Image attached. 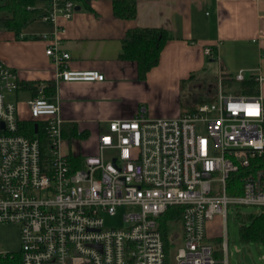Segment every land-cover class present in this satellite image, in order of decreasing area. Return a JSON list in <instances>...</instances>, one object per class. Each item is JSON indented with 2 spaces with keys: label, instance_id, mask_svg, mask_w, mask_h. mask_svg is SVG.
Segmentation results:
<instances>
[{
  "label": "built area",
  "instance_id": "2783aa9c",
  "mask_svg": "<svg viewBox=\"0 0 264 264\" xmlns=\"http://www.w3.org/2000/svg\"><path fill=\"white\" fill-rule=\"evenodd\" d=\"M46 3L41 20L54 23L71 19L77 6L76 0ZM43 37L51 40L46 54L58 80L105 78L97 70L66 68L70 54L57 33ZM235 78L246 80L242 70ZM36 86L27 102L30 117H23L8 96L23 85L0 59V223L18 225L21 242L19 251L0 252V264H165L158 221L176 205L183 212L176 264H217L209 240L224 238L230 206L264 207L261 94L226 95L220 87L215 99L177 117L139 113L110 120L98 154L77 163L62 150L66 121L59 100L47 95V85ZM121 207L124 226H106L104 214L115 216ZM216 217L222 230L211 233ZM228 241L226 235V253Z\"/></svg>",
  "mask_w": 264,
  "mask_h": 264
},
{
  "label": "crops",
  "instance_id": "0c3cea01",
  "mask_svg": "<svg viewBox=\"0 0 264 264\" xmlns=\"http://www.w3.org/2000/svg\"><path fill=\"white\" fill-rule=\"evenodd\" d=\"M113 1L89 0L90 7L77 1L80 8L71 19L36 20L22 37L0 30V59L15 70L21 84L55 83L51 97L59 100L66 121L62 150L77 163L98 154L99 136L110 120L139 113L177 117L186 110L183 100L193 101L191 91L212 90V77L223 89V74L235 76L242 70L246 79L258 82V94L264 96V0H136L132 19L117 17ZM135 27L165 28L173 36L145 79H140L136 62L120 57L122 41ZM56 33L61 49L70 54L66 68L97 70L105 78L58 80L57 65L46 54L51 40L43 37ZM74 126L77 135H71ZM220 220L210 222V232Z\"/></svg>",
  "mask_w": 264,
  "mask_h": 264
},
{
  "label": "trees",
  "instance_id": "16d2710c",
  "mask_svg": "<svg viewBox=\"0 0 264 264\" xmlns=\"http://www.w3.org/2000/svg\"><path fill=\"white\" fill-rule=\"evenodd\" d=\"M76 1L90 7L89 0ZM46 2L47 0H0V30L14 31L18 37H21L24 28L41 19L45 12L43 8L47 5ZM29 5L34 6V8L29 9ZM113 10L117 17L132 19L137 14V2L136 0H114ZM172 37V33L165 28H131L122 41L123 47L120 57L136 62L140 79H145L148 72L159 64L161 52ZM224 83H227L229 87H234L235 90L242 94L255 95L259 93V84L254 79L237 81L233 74L224 73L222 84L224 85ZM22 85L23 88L30 89L33 96L38 94L36 84L25 83ZM55 90L54 82L47 83L46 93L48 96H53ZM215 98L216 96L210 98L200 97L196 103L183 100V105L186 110H193L198 104ZM26 125L32 133L35 132V125L31 121H27ZM77 134L76 126L72 127L71 135ZM261 160H264V156ZM238 175L234 174L233 179ZM182 214V206L176 205L169 207L159 218V229L165 242L166 262L168 252L171 246L175 244V229L182 223ZM237 218L240 222V237L244 243L256 242L264 244V207L258 213H243L239 209ZM215 256L218 259L217 264H223L224 254L222 250H217Z\"/></svg>",
  "mask_w": 264,
  "mask_h": 264
},
{
  "label": "rangeland",
  "instance_id": "374dc122",
  "mask_svg": "<svg viewBox=\"0 0 264 264\" xmlns=\"http://www.w3.org/2000/svg\"><path fill=\"white\" fill-rule=\"evenodd\" d=\"M213 88L208 94H205L206 91L198 92L192 91L190 92L189 97L192 102L196 103L198 98H210L216 95L220 90V80L215 76L212 77L210 80ZM208 82L206 83V90L208 87ZM223 92L224 94H231L235 93L238 94L239 92L234 89V87H229L227 83L223 85ZM203 95H205L203 97ZM207 95V96H206ZM10 98L14 99L19 103L21 116L23 117H30V112L27 108V102L32 97V92L30 89H21L18 92H13L8 95ZM239 209L243 213H258L260 212L261 208L258 206H230L228 211V218L226 223L224 224V238L221 239L220 237L211 239L209 242L213 244L218 251L223 252L224 257L223 260L227 259L229 264H264V244L251 242V243H244L240 237V222L237 218V213ZM126 208L121 207L119 208L117 214L115 216H110L108 214H104L105 225L109 227H123V214ZM222 225V221L220 220L214 227L211 228V233H216L217 231L220 232ZM221 229V230H220ZM183 225L182 223L179 224L178 228L175 229V236H179V241H181ZM226 231V234H225ZM228 237V253H226L224 247L225 237ZM221 239V240H217ZM21 246L20 242V229L18 225L12 223H0V252L1 251H19ZM177 244H173L168 252L167 255V262L166 264H176L175 255L177 253ZM241 250V252L238 251ZM224 264V263H223Z\"/></svg>",
  "mask_w": 264,
  "mask_h": 264
},
{
  "label": "water",
  "instance_id": "95a60500",
  "mask_svg": "<svg viewBox=\"0 0 264 264\" xmlns=\"http://www.w3.org/2000/svg\"><path fill=\"white\" fill-rule=\"evenodd\" d=\"M80 8V6H76V9H79ZM76 262V261H75Z\"/></svg>",
  "mask_w": 264,
  "mask_h": 264
}]
</instances>
